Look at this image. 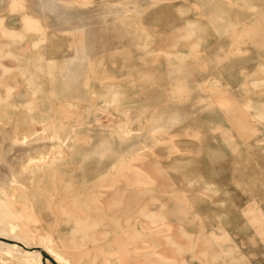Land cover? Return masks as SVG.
Here are the masks:
<instances>
[{"label":"rangeland","instance_id":"rangeland-1","mask_svg":"<svg viewBox=\"0 0 264 264\" xmlns=\"http://www.w3.org/2000/svg\"><path fill=\"white\" fill-rule=\"evenodd\" d=\"M30 263L264 264V0H0V264Z\"/></svg>","mask_w":264,"mask_h":264},{"label":"bare ground","instance_id":"bare-ground-1","mask_svg":"<svg viewBox=\"0 0 264 264\" xmlns=\"http://www.w3.org/2000/svg\"><path fill=\"white\" fill-rule=\"evenodd\" d=\"M63 257V256H62ZM65 257V256H64ZM63 260V259H62ZM68 261H69V259H68ZM66 263H68V262H66ZM30 264H32V263H30ZM34 264V263H33ZM36 264H39V263H36Z\"/></svg>","mask_w":264,"mask_h":264}]
</instances>
